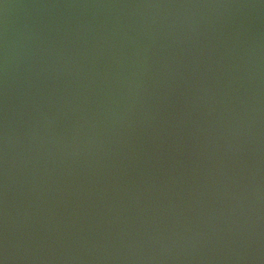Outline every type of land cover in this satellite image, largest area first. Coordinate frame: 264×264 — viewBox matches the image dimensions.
<instances>
[{"label": "water", "instance_id": "water-1", "mask_svg": "<svg viewBox=\"0 0 264 264\" xmlns=\"http://www.w3.org/2000/svg\"><path fill=\"white\" fill-rule=\"evenodd\" d=\"M0 264H264V0H0Z\"/></svg>", "mask_w": 264, "mask_h": 264}]
</instances>
